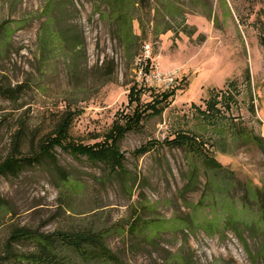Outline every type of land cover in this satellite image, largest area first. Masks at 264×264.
<instances>
[{
	"label": "rangeland",
	"instance_id": "rangeland-1",
	"mask_svg": "<svg viewBox=\"0 0 264 264\" xmlns=\"http://www.w3.org/2000/svg\"><path fill=\"white\" fill-rule=\"evenodd\" d=\"M107 3L0 0V86H21L16 102L0 94V162L10 151L8 130L16 119L39 141L65 115L48 143L68 176L64 182L48 162L17 177L0 173V255L6 247L32 250L27 240H10L21 228L43 234L89 229L104 232L108 259L85 260L61 248L69 262L251 264L245 244L221 223L212 232L201 225L220 215L222 198L212 210L206 202L195 210L187 205L213 179L203 165L210 157L227 170H219L215 183L233 177L234 199L243 184L264 187V154L251 137L264 136V0H140L132 20L139 39L128 49L102 16ZM182 14L184 32L155 35L166 22L177 29ZM144 43L161 70L177 73L171 101L159 100L158 88L143 90L138 106L130 100L134 60ZM101 151L103 159L95 158ZM115 154L125 177L108 168ZM193 168L197 190L181 193ZM186 215L197 226L170 227L156 236L141 228L150 219L169 225ZM242 218L253 251L261 240L250 230L256 218Z\"/></svg>",
	"mask_w": 264,
	"mask_h": 264
},
{
	"label": "trees",
	"instance_id": "trees-1",
	"mask_svg": "<svg viewBox=\"0 0 264 264\" xmlns=\"http://www.w3.org/2000/svg\"><path fill=\"white\" fill-rule=\"evenodd\" d=\"M107 8L102 13L103 18L108 22L115 25L114 34L116 38L128 49L131 44L136 43L139 39L137 34L132 31V20L135 18V4L139 3L140 0H107ZM52 7V6H51ZM264 7V3H263ZM264 10V8H263ZM165 17V15H163ZM184 15H181V21L177 29H173L168 22L160 27L155 28V35H161L168 30H172L174 33L177 31H185L184 28ZM139 26L141 31L144 30L143 23L139 20ZM180 27V28H179ZM56 40H60L56 35ZM52 38L51 34H48L43 39L42 47L45 49L47 43L50 41L48 39ZM55 40V41H56ZM261 45L264 50V30L260 38ZM244 78L247 83L250 80L249 68H245ZM174 87V86H173ZM161 90L158 93L160 97L159 100H170L173 99L174 88ZM21 86L17 85L16 88H10L5 86H0V94L9 99L12 102L17 101V93L20 92ZM152 90L154 87H144L133 84L129 89V97L133 103L138 106L140 100V93L143 90ZM156 90V88L154 89ZM133 96V99L131 98ZM152 101V100H151ZM163 108V107H162ZM6 119V117H4ZM65 115L62 116L55 124L53 131L46 135L39 141L36 140V135L31 131L24 120L16 119L14 123L9 126L10 134V151L0 162V173L17 177L23 170L27 167L33 166L35 164H41L42 162H48L50 166L54 169L57 175L64 181H68V176L61 166L56 162V158L53 155L51 149L49 148L48 138L55 133L56 128L65 121ZM6 121V120H5ZM66 124V123H64ZM238 135L244 134V130L236 131ZM250 134L252 131L249 130ZM237 135V136H238ZM252 141L264 154V136L255 135L252 136ZM176 144H179L176 141ZM104 151H101L95 158L103 159ZM109 162L112 164L108 165L111 172H115L116 175L125 177V168L123 163L119 161V155H113L108 157ZM203 165L206 169L210 170L213 175V179L207 183L201 193L199 200L196 203H188L190 208L194 210L199 207L202 203L206 202L210 209L216 208V200H220V215L212 216L213 218L203 222L201 225L204 227V231L212 232L213 228L217 223H221L222 227L226 230L231 231L235 237L245 244L247 252L249 254V260L251 264H259V261L264 258V187H251L250 185L243 184L244 192L238 199H234L230 195V190L233 188V177L226 176L220 179L219 183H215V177L220 171H227L226 167L221 165L218 161L212 157L207 158L203 161ZM187 176V182L181 189V193L195 191L196 182L198 176L193 169H190ZM220 170V171H219ZM123 173V174H122ZM214 180V181H213ZM240 184L237 181L236 184ZM143 205L141 208H143ZM3 209V203L0 201V211ZM248 214V215H247ZM251 214L252 216H249ZM172 217H182V216H172ZM185 218H171L169 219V225L162 221L160 218L150 219L142 223L141 228L145 231H149L152 235H157L159 232L171 228H185L189 230V226H197L194 219L191 216H183ZM221 217L220 221L217 222L218 218ZM242 217H255L253 225L250 230H255L254 232H259L261 234L260 242L256 249L253 251L248 248L247 237L244 235L245 225L247 221ZM140 221L137 218L134 223ZM133 224V223H132ZM263 224V225H262ZM262 225V226H261ZM131 230L135 231L136 227L131 226ZM140 227V226H139ZM104 232L98 230H83V231H54L52 233H39L33 230H26L21 228L14 231L10 240L17 242L18 240H27L32 245V250L17 253L6 247L3 255H0V264H73L69 262L64 255L60 253L61 248H70L75 250L79 257L85 260L90 259H108L107 257V246L104 244ZM19 262V263H16Z\"/></svg>",
	"mask_w": 264,
	"mask_h": 264
},
{
	"label": "built area",
	"instance_id": "built-area-1",
	"mask_svg": "<svg viewBox=\"0 0 264 264\" xmlns=\"http://www.w3.org/2000/svg\"><path fill=\"white\" fill-rule=\"evenodd\" d=\"M136 67V83L144 87H154L160 90L171 89L176 82L175 70H161L156 57L152 55L150 43L141 46L140 53L134 60Z\"/></svg>",
	"mask_w": 264,
	"mask_h": 264
},
{
	"label": "crops",
	"instance_id": "crops-1",
	"mask_svg": "<svg viewBox=\"0 0 264 264\" xmlns=\"http://www.w3.org/2000/svg\"><path fill=\"white\" fill-rule=\"evenodd\" d=\"M262 122V121H261ZM263 123V122H262ZM264 124V123H263Z\"/></svg>",
	"mask_w": 264,
	"mask_h": 264
}]
</instances>
